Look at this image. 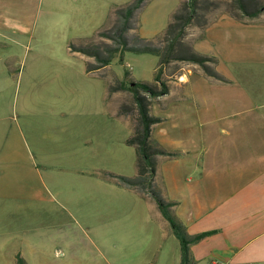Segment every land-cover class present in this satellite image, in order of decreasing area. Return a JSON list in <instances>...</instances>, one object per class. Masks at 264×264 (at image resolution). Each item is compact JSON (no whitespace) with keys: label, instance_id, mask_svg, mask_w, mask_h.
Masks as SVG:
<instances>
[{"label":"crops","instance_id":"1","mask_svg":"<svg viewBox=\"0 0 264 264\" xmlns=\"http://www.w3.org/2000/svg\"><path fill=\"white\" fill-rule=\"evenodd\" d=\"M79 1L61 0L56 18L52 15L42 21L39 0H0V67L22 65L26 58L24 47L36 33L41 39L54 35L66 43L74 40L77 17L94 7V0H83L82 8ZM263 18L264 14L238 20L224 14L209 21L193 47L198 54L216 59L214 68L223 80L190 67L169 81L171 89H180L179 95L157 98L150 107V114L161 119L152 127V140L176 154L158 158L157 190L165 201L174 203V214L190 236L210 233L190 248L195 264H264V67L239 64L240 53L248 57L251 51V55L259 49L264 51ZM53 23L55 27L48 31L46 25ZM75 57L87 64L92 62L77 52ZM104 68L89 72L86 67V76L98 81L107 104V93L100 80L105 78L101 74ZM156 70L157 67L154 75ZM190 76L200 80L193 82ZM10 85L3 68L0 70L1 247L13 241L16 216L21 215L25 223L24 216L29 214L33 197L29 194L33 180L29 155L32 150L18 142L17 132L8 122L12 118L6 116L9 112L4 107L10 99L7 95ZM169 102L170 105L166 104ZM161 104L167 106L161 108ZM120 119L126 121L131 133L120 142L126 146L127 157L118 159L124 168L116 172L133 178L137 174L136 151L126 143L132 136V123L127 117ZM74 124L73 131L78 138L83 137L77 144L87 145L93 119ZM71 142L62 137L65 145L62 158L66 166H75L77 175L80 155L74 154ZM66 149H72V153L66 154ZM73 174L74 169L70 172ZM115 185L131 200L139 202L147 218V213L153 214L151 227L146 231L152 234V247L159 250L158 264H181L180 242L156 202ZM17 255L25 258L23 253Z\"/></svg>","mask_w":264,"mask_h":264},{"label":"rangeland","instance_id":"2","mask_svg":"<svg viewBox=\"0 0 264 264\" xmlns=\"http://www.w3.org/2000/svg\"><path fill=\"white\" fill-rule=\"evenodd\" d=\"M134 1L94 0L93 9L77 17L74 40L66 43L54 35L41 39L36 33L24 47L26 58L22 65L0 67L7 70L11 83L7 88L10 99L4 105L9 112L6 116L12 118L8 122L15 128L18 142L32 150L29 155L33 179L29 214L24 216V224L21 215L16 216L13 241L0 246V264H17L19 253L25 255L27 264H158L159 250L152 247V234L146 231L151 227L153 214L147 213V218L139 202L131 200L117 187L109 174L124 176L116 172L124 168L118 159L127 157L126 146L120 142L131 130L117 113L121 107L134 106L130 92L117 89L111 93L110 88L120 83L128 85L130 81L152 82L160 59L127 50L121 63L120 54H116L101 71L105 76L100 80L107 93V104L98 81L86 76V67L100 65L89 53L108 58L110 49L118 48L117 42L101 34L115 32L120 26V11ZM183 1L186 0H146L132 21L136 30L133 28L125 34L130 46L140 47L142 44L136 40L139 37L165 49L168 42L162 34ZM235 1L200 0L198 18L187 28L175 53L185 57L187 47H193L200 40L199 25L224 14L241 15L232 6ZM252 1L255 7H264V0ZM60 3L61 0H39L42 21L52 15L56 18ZM82 4L80 0V8ZM46 27L50 31L55 23ZM76 52L91 58L92 62L87 64L78 59ZM251 53L248 57L240 53L239 64L264 67V51ZM246 58L249 60L244 61ZM190 67L202 69L187 61H172L165 77L174 80ZM209 67L214 66L209 64ZM190 78L193 82L200 80ZM179 92V88L170 87L172 96H178ZM91 119L93 128L90 138L86 137L89 143L77 144L83 137L78 138L73 131L74 123L78 121L81 125ZM63 136L73 141L74 154L81 156H78L77 175L75 166L64 164ZM72 149H66V154L72 153ZM72 169L74 174L70 175Z\"/></svg>","mask_w":264,"mask_h":264},{"label":"trees","instance_id":"3","mask_svg":"<svg viewBox=\"0 0 264 264\" xmlns=\"http://www.w3.org/2000/svg\"><path fill=\"white\" fill-rule=\"evenodd\" d=\"M145 1L146 0H135L126 10H121L119 19L120 26L116 31L101 34L103 38H108L117 42L118 48H111L108 58H102L98 53H89L90 56L98 60L100 65L97 67L89 66L88 71L91 72L109 66L112 59H114L115 55L118 53L120 54V62L123 63L124 53L127 50L138 54H151L159 57L160 63L155 72L153 82L144 83L130 81L128 85H126V83H120L119 86L110 88L111 93L119 89L128 91L133 96L134 106L121 107L118 113L119 116L129 118L132 123V136L126 143L136 151L137 174L133 178L114 174H109V176L115 184L134 190L143 198L150 197L156 202L163 217L169 222L173 233L180 242L182 250L181 264H195L191 258L190 248L192 245L197 244L205 237L209 236L210 233L190 236L186 228L174 214L172 209L174 203L165 201L157 190L156 176L158 158L175 157L176 154L164 150L152 140V127L160 123L161 119L155 118L150 114V107L153 100L169 94L170 84L169 80L165 77V71L172 61L181 60L198 65L209 77L214 79L223 80V77L215 71L214 67H209V64L213 66L217 64L216 59L198 54L192 46L187 47L188 52L185 57H181L175 53L176 46L182 43L187 28L195 23L198 18L200 0H186L182 2L180 9L173 15L168 28L162 34L163 39L168 42L165 49L160 48L153 42L140 39L139 37H137L136 40L142 45L140 47H136L135 45L130 46L125 34L135 29L132 25V21ZM233 4H235L232 5L233 8L241 12V15L231 14L238 20H242L246 17L253 19L264 14V7H255V2L252 0H236ZM208 25L209 21H206L199 26L205 29ZM126 75L129 76V73ZM17 258V264H27L21 255H18Z\"/></svg>","mask_w":264,"mask_h":264}]
</instances>
